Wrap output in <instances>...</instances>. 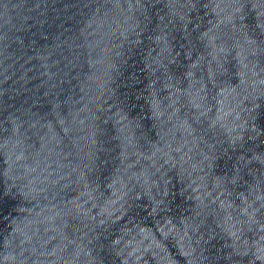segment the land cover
Returning <instances> with one entry per match:
<instances>
[{
  "label": "water",
  "instance_id": "obj_1",
  "mask_svg": "<svg viewBox=\"0 0 264 264\" xmlns=\"http://www.w3.org/2000/svg\"><path fill=\"white\" fill-rule=\"evenodd\" d=\"M0 264H264V0H0Z\"/></svg>",
  "mask_w": 264,
  "mask_h": 264
}]
</instances>
